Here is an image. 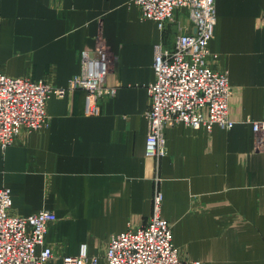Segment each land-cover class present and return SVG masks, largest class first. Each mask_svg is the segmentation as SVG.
<instances>
[{"label":"crops","instance_id":"crops-1","mask_svg":"<svg viewBox=\"0 0 264 264\" xmlns=\"http://www.w3.org/2000/svg\"><path fill=\"white\" fill-rule=\"evenodd\" d=\"M188 9L161 29L131 0H0V70L66 85L83 54L104 45L111 59L105 83L116 92L87 113L86 91L47 100L48 122L0 145V187L11 212H55L44 264L79 254L106 264L110 236L146 224L157 187L161 215L184 259L203 264H264V0H216L209 47L220 54L233 87L231 128L167 125L163 177L146 155L158 44L175 45L192 30Z\"/></svg>","mask_w":264,"mask_h":264},{"label":"built area","instance_id":"built-area-1","mask_svg":"<svg viewBox=\"0 0 264 264\" xmlns=\"http://www.w3.org/2000/svg\"><path fill=\"white\" fill-rule=\"evenodd\" d=\"M141 16L157 21L163 29L177 8L188 9L192 30L180 33L173 46L158 44L155 51V79L148 85L150 105L146 111L149 127L145 153L156 160L155 180L163 179L160 160L166 154L167 125L183 122L194 128L211 130L218 125L231 128L233 87L228 70L219 64L220 54L210 49L216 22V0H131ZM111 66L108 49L98 44L83 54L82 70L66 85L46 79L13 76L0 70V145L11 144L23 130H40L47 125V100L51 94L63 96L68 90L86 91V112L98 113L100 102L116 88L106 85ZM255 131L264 126L254 122ZM163 193L157 187L153 212L146 224L114 233L106 250V264H203L184 259L175 245L172 225L161 215ZM13 199L9 187H0V264H44L52 256L46 243L48 225L56 219L54 211L40 209L28 215L11 212ZM85 247L79 254L63 255V264H86ZM96 257L91 262L96 264Z\"/></svg>","mask_w":264,"mask_h":264}]
</instances>
